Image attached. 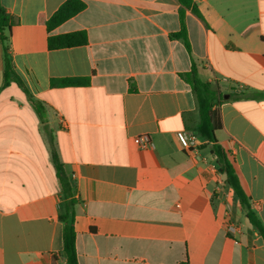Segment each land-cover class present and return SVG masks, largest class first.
Returning <instances> with one entry per match:
<instances>
[{
  "label": "crops",
  "instance_id": "0c3cea01",
  "mask_svg": "<svg viewBox=\"0 0 264 264\" xmlns=\"http://www.w3.org/2000/svg\"><path fill=\"white\" fill-rule=\"evenodd\" d=\"M66 0H0L9 52L40 119L15 83L2 88L0 44V264H66L63 198L49 136L74 189L78 264H264V237L249 224L202 144L198 112L180 78L192 66L219 93L217 141L229 151L264 226V0H193L180 31L178 0H81L85 8L48 31ZM76 31L84 45L49 49ZM52 79H87L52 87ZM148 135L152 146L133 138ZM228 225L237 227L229 232Z\"/></svg>",
  "mask_w": 264,
  "mask_h": 264
},
{
  "label": "trees",
  "instance_id": "16d2710c",
  "mask_svg": "<svg viewBox=\"0 0 264 264\" xmlns=\"http://www.w3.org/2000/svg\"><path fill=\"white\" fill-rule=\"evenodd\" d=\"M180 4V31L172 37L181 40L187 50L190 49L185 25L184 11L190 10L195 16L201 18L193 0H178ZM85 8V4L81 0H66L58 10L47 20L46 29L48 31L56 28L66 20L70 19ZM11 22L4 10L0 7V44L2 46L3 74L2 88H7L11 83H15L25 93L28 101L42 119V107L36 102L24 89L20 79L14 72L11 64L9 52ZM87 38L84 32L76 31L68 34L49 36L47 38V47L49 49L69 48L84 45ZM180 78L190 87L194 96L196 108L198 112L197 133L205 143L210 146V152L215 156V164L217 171L224 177L225 184L232 190L237 202L244 213L249 224L264 237V226L253 212L250 206L249 198L244 191L240 180L236 174L230 153L216 139L215 133L221 129V120L217 105L225 101L223 95L211 84L202 81L197 72V68L192 66L189 72L180 75ZM87 79H52L50 84L52 87H72L85 86ZM246 95L241 93H230L228 99L235 100ZM49 143L52 151V162L55 171V177L58 181L62 194L63 203L61 205L62 212L59 215V221L62 223V255L66 264H78L75 249V205L74 189L72 188L68 178L66 177L63 166L59 162L52 143V137L49 136Z\"/></svg>",
  "mask_w": 264,
  "mask_h": 264
},
{
  "label": "built area",
  "instance_id": "2783aa9c",
  "mask_svg": "<svg viewBox=\"0 0 264 264\" xmlns=\"http://www.w3.org/2000/svg\"><path fill=\"white\" fill-rule=\"evenodd\" d=\"M176 139L181 148L186 152L195 151L201 144L200 137L196 133H188L186 131H178ZM133 143L140 149L149 148L152 146L151 140L148 135H139L133 138ZM229 232L237 231L234 225H228Z\"/></svg>",
  "mask_w": 264,
  "mask_h": 264
},
{
  "label": "water",
  "instance_id": "95a60500",
  "mask_svg": "<svg viewBox=\"0 0 264 264\" xmlns=\"http://www.w3.org/2000/svg\"><path fill=\"white\" fill-rule=\"evenodd\" d=\"M228 96L227 95H224V99H226Z\"/></svg>",
  "mask_w": 264,
  "mask_h": 264
}]
</instances>
